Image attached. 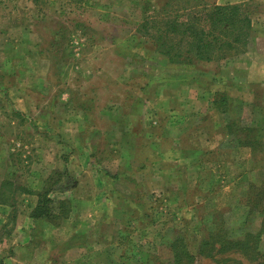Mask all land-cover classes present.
<instances>
[{
  "label": "rangeland",
  "instance_id": "1",
  "mask_svg": "<svg viewBox=\"0 0 264 264\" xmlns=\"http://www.w3.org/2000/svg\"><path fill=\"white\" fill-rule=\"evenodd\" d=\"M167 1L0 0V189L4 180L14 198V205H0V262L167 264L172 259L167 243L178 236L172 229L186 234L196 252L216 211L234 235L247 228L244 209L234 208V199L246 192L248 181L264 178V171H248L261 167L264 147L255 155L243 150L217 160L214 150L203 156L220 135L231 150L238 139L215 129L210 110L202 106L220 88V65L154 63L141 22ZM246 7L257 35L264 37V0H247ZM207 68L216 70L215 81L190 73ZM226 86L245 101L264 100V87L252 96L246 86ZM228 115L226 121L233 119L237 127H254L246 106L234 105ZM160 164L170 188L157 191L142 180L145 174L154 177ZM58 172L63 177L52 193L55 214L46 218L66 228L25 238L18 226L32 225L28 216L37 203L27 190H40ZM115 173L129 182L112 183ZM112 189L133 196L123 207L130 213L121 224L126 263L120 262L112 203L105 198ZM262 220L256 215L250 228L260 230ZM27 240L31 247L14 249ZM259 247L264 253V232ZM221 255L228 264H263L237 252ZM192 264L217 263L198 257Z\"/></svg>",
  "mask_w": 264,
  "mask_h": 264
},
{
  "label": "trees",
  "instance_id": "2",
  "mask_svg": "<svg viewBox=\"0 0 264 264\" xmlns=\"http://www.w3.org/2000/svg\"><path fill=\"white\" fill-rule=\"evenodd\" d=\"M201 2L168 0L157 11L148 14L146 12L141 25L142 30L156 51L165 55L170 64L192 65L197 61L222 60L240 54L248 48L253 25L249 10L244 5H208ZM55 33H59L58 28ZM57 41L56 38L53 39L54 43ZM214 103L220 109L228 111L227 98L223 94L219 93ZM235 123L233 119L228 122V133L234 135L241 145L251 147L252 155L263 153L260 148L263 146L262 142L257 139V129L249 125L237 127ZM260 166V168L253 166L252 170L258 168L263 172L264 161ZM62 177L63 172H58L48 177L40 190H27L29 194L37 196L32 217L49 218L55 214L52 193L60 187ZM112 177L116 178L118 174L115 173ZM6 186L7 182L4 181L0 189V203L14 205L12 202L14 198L7 193ZM246 186L247 190L239 196L237 204L244 209L243 221L246 223V229L234 235L232 233L234 230L225 226L224 214L216 211L211 215L213 226L202 232L196 252L190 250L186 234L172 229L178 236L172 239V243L166 242L172 256L167 264H192L198 257H209L217 264H228V259L221 257L226 256L221 254L229 252H237L251 262L261 258L264 264V253L259 247L264 232V178L250 180ZM256 215L263 218L262 227L258 231L252 230L249 223ZM135 264L148 262L139 263L138 260Z\"/></svg>",
  "mask_w": 264,
  "mask_h": 264
},
{
  "label": "crops",
  "instance_id": "3",
  "mask_svg": "<svg viewBox=\"0 0 264 264\" xmlns=\"http://www.w3.org/2000/svg\"><path fill=\"white\" fill-rule=\"evenodd\" d=\"M246 2L247 0H227L224 2L221 1H216L211 3H206L208 5H213V4H217V5H244L246 7ZM166 3V2H165ZM164 3V4H165ZM203 3V2H201ZM163 4V5H164ZM163 5H161V7H163ZM247 8V7H246ZM159 9V8H158ZM248 9V8H247ZM130 12V10H129ZM251 18H252V25H253V29H252V35H251V40L249 43L248 48L246 49V51L240 53V54H236V55H232L230 57H227L226 59H222V60H213V61H200V62H204L205 64H209V63H217V65L219 67V80L218 83L220 84L218 88L219 90L214 92L212 95V98L210 100V98H205L203 100H206V104L203 102V105H207L208 109L210 110V116H211V121L213 123V125H215V129L219 128V129H227V124L230 120L232 119H228V121H226V116H229L228 114H230V112H232V108L234 105L236 106H246L250 109L251 115H253L251 118V123L252 125H254V127H257V139L260 140L262 142V145L264 147V100L262 101V103L257 100L255 98V100L253 101L252 98L249 100L243 99L241 96H234V95H230V92H227L228 88H226V85L231 84V86H237V87H241L243 88V86H246V88L248 89V92L250 95L255 96L256 93L259 90L263 89L264 87V37L263 36H259L256 33V29H255V23H254V19L252 16V12L249 11ZM144 18L142 20L141 23H143ZM143 36V35H142ZM141 36V37H142ZM148 40L149 45H151L154 50H153V54L151 55L155 60L154 63H158V66L160 67H172L170 65H174V64H170L168 58L157 52L155 47L152 45V43L150 42V40ZM252 44V45H251ZM222 64H220V62H223ZM199 62V61H198ZM169 64V65H168ZM176 66H179V64H177ZM215 72L216 70L214 69H206V70H196V69H192V71L190 72L192 74V76H194L195 78H202L205 77V79H210L211 81H215L213 80V77L217 78L215 76ZM41 77V76H39ZM245 81V82H243ZM225 86V87H224ZM223 94L226 98H227V109L228 111H224L222 108L220 109L215 103H214V99L218 96V94ZM27 97V96H26ZM222 96L220 95V98ZM205 109V108H204ZM232 114V113H231ZM231 117V116H230ZM253 127V126H252ZM224 136L220 135L217 137V139L215 140V144L214 146H210L206 149V151H204L203 156L205 155V153H209L210 151H214L217 150L218 152L216 153L215 156H217V160L219 158L224 159L225 157L228 156H224L226 154H237L240 151H247L249 152V154H252V148L249 146H243L240 143H236L233 145V148L231 150V145H224ZM195 151V150H194ZM128 160H126V164L128 165L129 163H127ZM195 166V165H193ZM192 166V168H193ZM197 166V165H196ZM69 167V166H68ZM164 166L162 164H160L158 166L157 169L155 170L154 173V177H148L147 174H145L144 179L142 180V183H151L154 184L157 189V191L159 190H163V188H170V186H168L166 184H164V177H163V173L161 171H159L161 168H163ZM253 167H249L248 171H252ZM150 169H144V172L149 171ZM208 170L212 171V168H208ZM258 170V168L256 169ZM252 173V172H251ZM253 174V173H252ZM119 176V175H118ZM209 179V176L207 177ZM130 180V179H129ZM245 179H242V182H244ZM128 181V179H120L119 178H114L112 177V183H124L126 184ZM172 182V181H171ZM241 182V183H242ZM2 183H4V180L2 181ZM161 185V186H159ZM154 189V188H153ZM153 189H151V191H153ZM116 190L112 189V195L111 193L105 195L106 200L108 201V203H112V223L113 226L115 227V229H113V231L116 232V243L112 242V246H114L113 244H115L116 246L121 247V254H122V258L121 261L122 263H126L127 262V257H125V250L123 252V242H124V230L121 226L122 224V219H124L125 216H127L130 212L128 211H124L123 207L124 205L128 202V200H132L133 196H131V198L128 196V198L126 196L123 195L122 192L119 191V193H114ZM234 199V198H232ZM238 199L239 197H237V199H234V208L237 206V209H240L238 207ZM237 202V203H236ZM0 205H3L0 203ZM223 207V206H222ZM120 215L119 219H116V216L118 217ZM28 221L32 224L30 226H18V232H23L24 231V237L27 238H31V237H37V234L41 232V230L43 229L44 231V235H47L48 232L51 233H61L63 231V229L66 228V223L64 224H60V225H56V224H52L50 223L47 218L45 217V219H36L35 217H32V214H30L28 216ZM120 223V226H117V224ZM82 232L81 228L78 227V230H76V235H80L77 232ZM84 232V231H83ZM27 233V234H26ZM58 238V237H57ZM26 240V239H24ZM32 240H27L25 241H20V243H16L17 245L14 247V249L19 248L21 245L25 246L28 245L29 247L32 246ZM58 241H54L53 244L54 246L59 245V243H56ZM48 244H52L50 242H47ZM61 245L64 243V239L60 240ZM85 243V241L83 242ZM84 246V244H83ZM77 249H79V246H77ZM115 251V248L112 250ZM139 260V259H138ZM138 260L134 261V264L137 263ZM27 262V261H26ZM116 262V261H114ZM112 262V263H114ZM9 264V262H7V260H3V263L0 262V264ZM29 263V260H28ZM130 263V262H129ZM139 263H142L139 260ZM115 264H118L117 262Z\"/></svg>",
  "mask_w": 264,
  "mask_h": 264
}]
</instances>
